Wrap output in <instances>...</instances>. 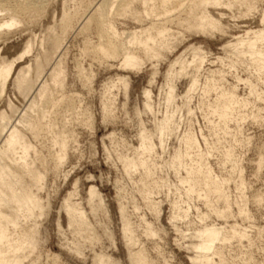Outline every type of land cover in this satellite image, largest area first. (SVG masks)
<instances>
[{"label": "rangeland", "instance_id": "rangeland-1", "mask_svg": "<svg viewBox=\"0 0 264 264\" xmlns=\"http://www.w3.org/2000/svg\"><path fill=\"white\" fill-rule=\"evenodd\" d=\"M39 1V11L0 29V58L13 59L31 42L18 68L50 53L53 36L63 44L58 96L65 99L46 108L40 137L28 133L44 172L34 189L42 208L26 223L37 227L30 261L131 264L123 210L144 264H193L196 235L212 224L223 229L208 264H264V66L254 64L264 60V0L211 2L222 31L206 33L153 18L149 0ZM177 1L165 0L175 7L171 18L190 3L176 8ZM152 18L164 29L148 30ZM250 41L259 55L245 52ZM128 51L140 64L123 65ZM8 101L23 105L11 81L0 110L8 112ZM64 123L71 138L55 169ZM70 193L84 230L69 225L61 208Z\"/></svg>", "mask_w": 264, "mask_h": 264}, {"label": "bare ground", "instance_id": "bare-ground-1", "mask_svg": "<svg viewBox=\"0 0 264 264\" xmlns=\"http://www.w3.org/2000/svg\"><path fill=\"white\" fill-rule=\"evenodd\" d=\"M138 1L141 5L145 4L143 0ZM149 1L154 6L145 8L147 9L145 12L153 16V18L164 15L168 24H171V22L178 25L184 24L188 28H194L204 33L212 30L222 31L219 20L213 18L207 10V6L217 0H190L189 6L183 8V13L172 18L168 16V12L172 10L173 6L171 8L168 7L165 0ZM235 1L243 2L244 0ZM18 2L14 6L9 3V0H0V11L11 12L6 17L0 18V29L2 27L10 28L16 26L19 22H23V20L16 18L17 14L20 16L23 14L28 15L27 12L31 13L40 9V1L38 2V0ZM157 3H160L158 7H156ZM183 5L182 0L174 3L176 8L177 6L183 7ZM101 9L102 3L96 7V10ZM153 18L150 20L148 30L159 31L161 28L163 30L166 22L164 20V23L162 20L158 22ZM89 20L90 18L85 22H89ZM50 46V53L34 54L32 58L29 57L28 62L19 65V68L17 67L19 60L25 55L28 56L32 51L30 41L26 42L22 52L13 59L0 58V96L5 92L9 81H11L14 90L23 102L22 107L19 108L11 101H8V112L0 110V264H23L26 259H29L37 244L35 239L36 225L34 224L29 229L26 223L29 219H34L36 211H40L42 208L41 199L34 192V189L41 186L44 172L41 169L37 147L32 143V138L29 139L28 133L34 139L40 137L41 132L46 131L43 124V119L48 112L46 108L50 107L56 99L60 103L65 99L62 95L58 96L64 82L62 40L53 36ZM244 50L251 55H259L261 52L257 48L255 41L248 42ZM263 61L259 57L254 61V64L263 67ZM138 64H140L138 56L134 52L128 51L123 65L135 67ZM65 103L66 110H71L74 106L67 98ZM57 104L55 103L54 106ZM45 126L48 129L49 126L47 124ZM66 133L68 132L64 123L62 128L57 130L55 139L58 145V152L53 153L55 169L61 165L63 156L66 154L68 141L71 138L70 133ZM125 163L129 164L127 161ZM71 195L70 193L64 200L61 208L62 210L64 209L63 211L68 217L69 225L74 226L78 230H84L87 225L83 213L78 204L71 201ZM89 196V202L92 205L93 199L96 197L93 187L89 189ZM120 215L123 220V232L126 238V246L128 247L129 260L131 264H139V262L144 264L142 255L138 251H133L131 247L134 242L132 236H129V227L124 220L123 210H120ZM222 229L223 226L220 224H212L209 227L204 226L201 228L196 235L200 240L194 245L198 256L193 259V264H208L210 252L214 250L215 242L218 240ZM96 260L105 262L102 256H97ZM27 264L35 263L29 259Z\"/></svg>", "mask_w": 264, "mask_h": 264}]
</instances>
